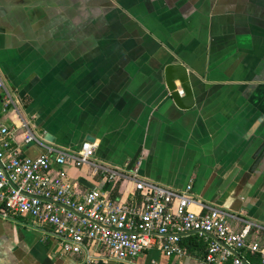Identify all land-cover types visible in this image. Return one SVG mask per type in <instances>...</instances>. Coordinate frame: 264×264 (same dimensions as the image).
Masks as SVG:
<instances>
[{
	"label": "crops",
	"instance_id": "1",
	"mask_svg": "<svg viewBox=\"0 0 264 264\" xmlns=\"http://www.w3.org/2000/svg\"><path fill=\"white\" fill-rule=\"evenodd\" d=\"M173 58L192 74L189 109L161 84ZM0 73L17 102L3 111L0 99L2 119L30 120L42 135L22 148L28 155L88 140L95 161L136 164L176 189L191 184L235 231L264 225V157L249 171L264 140V0H0ZM65 170L79 190L88 188L83 179L140 202L125 177L103 184L88 164ZM193 234L180 243L194 237L207 248L208 238ZM200 255L153 247L132 263L89 264H206ZM0 264H82V254L64 253L48 226L17 214L0 217Z\"/></svg>",
	"mask_w": 264,
	"mask_h": 264
},
{
	"label": "built area",
	"instance_id": "2",
	"mask_svg": "<svg viewBox=\"0 0 264 264\" xmlns=\"http://www.w3.org/2000/svg\"><path fill=\"white\" fill-rule=\"evenodd\" d=\"M0 99L3 111L9 105L17 111L1 73ZM42 140L30 120L7 124L0 114V217L23 214L48 226L64 253L82 254V264L96 259L132 263L153 247L166 256H183L180 242L188 233L208 238L206 264H264V225L246 222L233 230L228 213L198 200L191 184L176 189L143 177L136 164L95 161V143L88 140L66 151L46 147L37 156L23 151ZM67 164H88L103 184L129 179L140 202L115 200L102 186L79 190Z\"/></svg>",
	"mask_w": 264,
	"mask_h": 264
},
{
	"label": "water",
	"instance_id": "3",
	"mask_svg": "<svg viewBox=\"0 0 264 264\" xmlns=\"http://www.w3.org/2000/svg\"><path fill=\"white\" fill-rule=\"evenodd\" d=\"M160 76L162 79L161 84L167 93L166 96L170 98L177 107L181 109H189L194 105L195 98L192 87V74L186 64L181 62L178 58H173V60L164 66ZM89 139L93 140L91 136H89ZM263 157L264 140H262L252 154L253 162L249 168L250 172L257 167ZM238 171L239 168L235 167L224 179L222 187L227 186L235 178ZM79 181L88 186V188L93 187V184L86 182L83 179H80Z\"/></svg>",
	"mask_w": 264,
	"mask_h": 264
},
{
	"label": "trees",
	"instance_id": "4",
	"mask_svg": "<svg viewBox=\"0 0 264 264\" xmlns=\"http://www.w3.org/2000/svg\"><path fill=\"white\" fill-rule=\"evenodd\" d=\"M193 235H198V234H193ZM185 236H182V238H184ZM190 240V241H189ZM187 240L186 242L180 243L181 247L184 249V251H186V253H189L190 255H196L198 253H201L202 258H205V254L207 251V248L204 249V245L201 244V240L200 239H195L194 237ZM193 243V244H191ZM200 243V247L196 246V244Z\"/></svg>",
	"mask_w": 264,
	"mask_h": 264
}]
</instances>
